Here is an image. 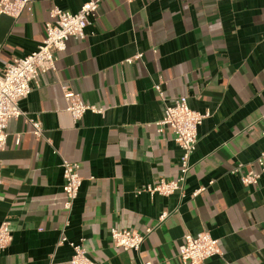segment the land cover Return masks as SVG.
<instances>
[{
  "label": "crops",
  "instance_id": "crops-1",
  "mask_svg": "<svg viewBox=\"0 0 264 264\" xmlns=\"http://www.w3.org/2000/svg\"><path fill=\"white\" fill-rule=\"evenodd\" d=\"M87 1L37 0L18 18L2 15L0 72L37 49L53 7L76 12ZM86 32L58 53L56 71L37 74L19 102L25 115L8 123L0 226L9 223L12 240L0 264H70L62 233L98 264H182L184 235L200 231L222 249L203 264H264V174L245 185L232 173L258 170L264 152V0H102ZM65 87L104 112L75 123ZM182 96L209 116L183 190L152 194L149 186L179 175L182 150L156 124ZM65 159L83 179L71 211ZM113 228L152 231L134 251L114 245Z\"/></svg>",
  "mask_w": 264,
  "mask_h": 264
},
{
  "label": "built area",
  "instance_id": "built-area-1",
  "mask_svg": "<svg viewBox=\"0 0 264 264\" xmlns=\"http://www.w3.org/2000/svg\"><path fill=\"white\" fill-rule=\"evenodd\" d=\"M37 0H0V17L9 15L14 18L20 17L28 5ZM102 0H88L76 12L53 7L50 10V19L45 22V37L41 44L31 54L13 60L4 71L0 72V150L5 149L8 133L7 127L11 119H18L25 115L19 102L31 92V83L36 79L37 74L54 72L57 69L58 53L67 49L71 38L84 39L87 36V27L97 15ZM132 3L136 0H127ZM138 54L135 59L141 58ZM129 63L133 59L127 60ZM155 89L163 96L160 84ZM66 111L70 113L73 121L78 123L86 112L103 113L104 109L96 105L88 104L74 91L64 88ZM209 116L191 109L186 96L178 98L172 105L165 107L162 119L156 124L160 131L169 128L176 143L182 150L180 157L179 175L175 179H162L154 186H149L148 191L152 194L159 193L170 195L176 191L183 190L187 175L191 169L190 159L196 151L198 143V128ZM264 122V115L262 116ZM33 125L34 134L42 136V125L37 120H29ZM264 137V128L262 130ZM259 169H250L242 172V165L236 166L232 173H240L241 181L245 185L258 184L264 174V152L257 159ZM80 164L69 160H63V176L65 179L63 190L65 193L64 208L71 211L73 203L80 194L82 177L79 174ZM1 187V181H0ZM204 188L196 190L193 195H199ZM167 213L160 216L164 220ZM152 231L148 228L145 234L136 231L111 230L112 240L116 247L124 250L140 251L145 237ZM12 240L10 225L7 222L0 226V251ZM68 242L73 249L70 264H98L93 261L82 243L68 241L62 233L59 244ZM222 255L219 240L214 238L209 231H200L196 234L186 233L183 242L179 247V256L182 264H203L211 257Z\"/></svg>",
  "mask_w": 264,
  "mask_h": 264
}]
</instances>
